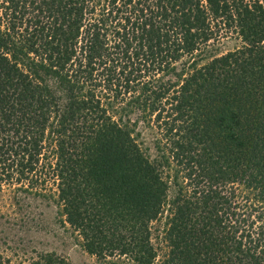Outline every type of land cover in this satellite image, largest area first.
I'll list each match as a JSON object with an SVG mask.
<instances>
[{
  "label": "trees",
  "instance_id": "1",
  "mask_svg": "<svg viewBox=\"0 0 264 264\" xmlns=\"http://www.w3.org/2000/svg\"><path fill=\"white\" fill-rule=\"evenodd\" d=\"M0 194V264H264V0H0Z\"/></svg>",
  "mask_w": 264,
  "mask_h": 264
},
{
  "label": "rangeland",
  "instance_id": "2",
  "mask_svg": "<svg viewBox=\"0 0 264 264\" xmlns=\"http://www.w3.org/2000/svg\"><path fill=\"white\" fill-rule=\"evenodd\" d=\"M236 46V43L228 41L221 48L222 51L231 50ZM141 139L144 146L152 148L151 136L147 130L141 129ZM8 196L0 194V253L6 257H10L13 261L16 259L15 254L19 251L12 250L11 248L17 247L16 238L12 230H9L13 214L8 213L10 210H5L2 206L8 202ZM30 203L35 204V202L30 200ZM44 216L42 220V226L46 228V231L34 236L33 245L37 249L46 250L48 252H56L58 255L64 257L70 264H112L110 262H105L98 260L96 257H92L85 253L80 247L76 245V240L71 233H63L60 227L56 228L53 226V218L55 210L53 208L42 207ZM4 215L1 218V215ZM9 214V217H7ZM7 222H10V224ZM28 257H30L28 255Z\"/></svg>",
  "mask_w": 264,
  "mask_h": 264
}]
</instances>
